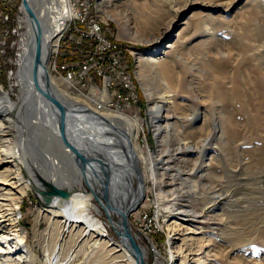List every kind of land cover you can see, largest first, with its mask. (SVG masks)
Returning a JSON list of instances; mask_svg holds the SVG:
<instances>
[{
	"label": "rangeland",
	"instance_id": "rangeland-1",
	"mask_svg": "<svg viewBox=\"0 0 264 264\" xmlns=\"http://www.w3.org/2000/svg\"><path fill=\"white\" fill-rule=\"evenodd\" d=\"M28 1L35 16L39 17L41 32L48 30V24H50L48 16H57L60 5L52 3L51 0ZM104 1L92 0L91 19L93 25L95 23L99 25L98 32L105 35V41L116 43L118 56L122 62V68L120 67L121 69L118 70L125 74L117 76V72H109V75H105L106 78L90 77L87 80V90L80 89L75 82L56 73L57 63H54V60L59 46L58 40L56 49L51 53L48 63H45V66L48 67H46V77L42 75V70L38 66L39 75L51 93L47 94L45 88L41 86L42 93H40L43 96L32 93L29 95L30 91H25L28 77L26 75L20 77L18 74L20 56L25 51L21 44L26 41L29 28L32 29L31 20L22 4L23 0H19L16 7H13L14 10L9 14L8 20H0V85L10 93L12 101L15 102L20 101L21 92L23 94L27 92L21 108L12 110L13 122L10 125L7 123L8 133L5 136L6 144L8 142L10 146H14L15 141L20 142L24 156L28 160V165H26L16 158V164L22 168L25 181L20 188H24L27 183L24 193L17 195L20 207L16 213L19 227L25 236V252L35 259L36 264H47V260L54 253L56 246H61L59 248L60 260L66 259L62 264H93L89 258L93 249L89 245L94 243L96 238L89 237L88 240L79 238L75 244L69 242V235L60 239L58 227L62 218L52 216V213L63 211L67 206L77 207L81 203H86L91 208L90 215L99 219L105 226L106 241L111 240L116 244L115 246L119 245L118 248H115L116 250H113L112 255L115 258L125 255L123 249L127 250V248L121 243L119 234L123 213L119 212L115 200L124 189L121 191L122 187L117 183L114 187L111 185L114 190L112 197H108L104 193L113 181L116 182L115 174H120L121 176H133L134 190L138 192V200L129 207L128 221L136 249L139 250L137 253L145 264H172V256L177 257L173 264H180L182 261L186 264H225L227 256H229L228 260L234 262L235 254L242 255V252L229 253L232 250H230V244L224 241L216 228L218 223L222 224L223 222L218 221L217 217L214 219L210 216L215 212L212 209L224 208L229 200L241 201L243 205L249 206L247 209H241V211L247 210V212H243L246 215L242 221L230 224L236 227V230L240 228L243 231L237 233H244L254 242L259 238L264 226V164H252L246 155V149L253 136L246 139L238 138L233 142L225 137H222L221 140L219 136L212 137V144L221 145L222 151L230 159L228 173L220 170L215 173V179L210 180L206 177L205 180H202V184L194 185V180L198 179L197 175L194 176L198 155L195 150L179 151V147H183L181 144L183 141L179 144L177 134L180 138H184L182 134L187 127L184 121L194 113L195 94L200 95L198 100L203 105L208 103L206 106L209 105L208 94L199 88L197 76H192L195 78L194 86H187L181 92L177 90L180 94L175 105H170L167 111L162 110V119L159 122H154L157 119H154L156 115L150 108L151 99L161 103L160 97L168 94L165 93L167 87H163L167 86V81L164 79H157L158 82L157 80L149 81L145 85L150 89L148 91L139 79L137 71L141 54L157 55L163 52L170 43H176V54L180 57L177 66L192 65L194 74H197L195 68L198 66L199 59L196 53L184 51L181 47L186 45V47L192 48L198 43H210V40L202 31L204 26L201 31L199 30L203 33L198 35V29L193 28L191 23L187 26L185 22L197 14L209 13L222 15L226 19L235 21L234 25H242L245 23V15L238 19L235 15L236 10L241 6H247L251 0H162L165 2L162 11L159 10L163 5L161 0H113L106 3ZM52 4L55 7L50 9L53 13H48L45 6L51 7ZM70 4L73 16L67 17L64 36H72L77 24L89 25V17L83 13L81 0H71ZM2 5L3 0H0V10L3 11ZM19 7L22 14L18 29L16 10ZM172 7H183V9L171 10ZM161 16L164 20L158 23V17ZM46 18L47 20H45ZM250 27H256V31L248 36L246 44L247 47L255 48L253 51L242 55L227 42L226 38H221L215 46L206 50L207 59H221L226 56L233 65H239L246 58L245 66L241 68V71L243 73L251 71L253 67L262 62L260 58L264 57V17L252 21ZM258 29H260L259 33H257ZM59 34L60 32L57 34L58 37H60ZM179 37L180 39H178ZM186 42L188 43L186 44ZM93 47L91 41L87 40V51ZM65 51L64 48L63 53L58 54L57 62L65 59L63 56L66 54ZM75 56L73 51L69 52V58ZM197 59L198 61H196ZM41 65L44 67L42 62ZM46 69L44 67L45 72ZM96 74V72L92 73L93 76ZM49 75L50 77H48ZM244 77L246 78V75ZM121 81L123 84L128 83L129 88L118 85ZM109 82L116 84L114 87L118 88L117 92L119 93H115L111 89L112 84L108 85ZM120 94L124 97L129 96V100L111 104L113 97L115 101L121 100ZM52 99L56 101L57 108ZM51 114L55 119L51 118ZM57 114L62 116L64 122H61ZM203 118L204 114L201 112L199 119L192 126L195 128L204 127ZM137 122L138 130L135 139H133L132 130ZM62 123L64 124L62 125ZM208 131L204 132L202 136L206 137ZM73 133L81 138L80 140L73 138V140L84 155L78 158V155L75 154L72 161L61 158L62 164L57 169H51L43 155L52 154L56 148V141L65 136L71 137ZM252 141L255 142V140ZM110 151L115 155L119 153L118 157L107 154ZM215 154L211 146L208 157ZM142 159L146 161L149 159V162H144ZM168 159L171 162L167 165L164 161ZM151 162L152 164L156 163L154 168L158 170L155 176L156 181L151 177ZM81 163L84 164V168ZM96 166L104 167L103 172L97 171ZM15 169V163L8 162L0 168V177L5 176L6 173L14 172ZM142 172L143 174H141ZM161 181L164 183L162 184L164 191L159 193L156 189V182ZM70 184L73 189L70 188ZM44 185L48 187L45 188ZM1 186L3 185L0 184ZM6 187L10 188L9 185ZM216 189L221 190L223 195L215 203V206L205 208L206 214L204 213L203 217L207 216L210 220L205 223L207 228L192 233L193 237L188 242H184L183 239L173 240L172 235L177 227L170 223L177 220L178 216L175 213H160L161 204L165 201L167 203L169 198L174 197L172 196L174 193L181 195L178 198L182 205H189L199 212L202 210L205 197L212 195ZM126 193L127 191H124L123 195L121 194L122 201L125 199ZM7 195L6 190H0V202L5 204L6 208L11 209L14 206V200L7 199ZM54 197H63V199L54 200ZM203 198H205L204 201ZM229 205L232 206L231 203ZM235 205L237 206V204H234V208ZM188 219V221L180 222L189 227L203 225L202 218L196 219L188 216ZM234 223H238L239 227ZM123 231H126L125 227ZM223 231V237L230 236L229 229ZM235 233L236 231L232 235ZM124 234L126 236L125 232ZM10 246L13 249L16 248L15 240L10 241ZM0 247L6 251L0 252V254L7 255L9 246L4 241H0ZM81 247L84 249L80 250ZM113 247L109 246V249ZM127 252L133 256L129 250ZM252 258L255 260L254 258L258 259L259 256H251ZM134 262H136L135 259Z\"/></svg>",
	"mask_w": 264,
	"mask_h": 264
},
{
	"label": "bare ground",
	"instance_id": "bare-ground-1",
	"mask_svg": "<svg viewBox=\"0 0 264 264\" xmlns=\"http://www.w3.org/2000/svg\"><path fill=\"white\" fill-rule=\"evenodd\" d=\"M51 1L52 3L55 2L59 4L60 7L59 8L57 7L59 9L57 12L58 13L57 16L55 15L52 17L48 16V21H50V24H48L49 29L46 31L42 30L40 61L44 65L45 69L47 67L45 66V63H48L51 53L56 49L57 42L59 40L57 34L61 32L63 27H65V24L67 22V17L70 15L73 16L72 14L73 11L71 8L72 6L70 4L71 0H51ZM109 1L111 2L113 0H105L104 2L106 3ZM161 3L163 5L160 6L159 8L160 11H162V9L164 8L163 6L165 2H162L161 0ZM53 5L54 4H52L51 7L45 6V8L48 10L47 11L48 13L49 12L53 13V11L50 10L51 8L52 9L55 8ZM172 8L173 9L171 10L183 9V7L181 8L172 7ZM24 9L26 10L25 7ZM235 15L238 17V19L242 18V16L245 15V23L242 25H234L235 21L226 19L222 15H212L209 13L197 14L185 22L187 26H189V24L191 23L193 28L198 29L197 30L199 32L198 35H201L200 33L204 32V35L207 36L208 39L210 40V43H206V44L198 43L196 46L194 45L192 48L186 47L185 43H184L185 46L181 47V49L184 51H188V52L192 51V53L193 52L196 53V56L199 59L198 66H196L195 68L197 70V74L196 73L194 74V69H193L194 67L192 65L184 66L185 65L184 64L183 66L180 67L177 66L180 57L177 56L176 54V50H175L176 43H170L163 52L157 55L151 56V55L141 54L138 60L139 69L137 71V75L139 79L143 82V86L148 91L150 89H148V87L145 85H147L149 81L152 80L154 82L157 79H164L167 81V82L165 81L167 83V86H163V87H167L165 93L167 92L168 94H165L166 96L162 95V97H160L159 100L161 101V103L159 104V102H156L157 100L151 99L152 105L150 108L152 110V113L156 115L154 116V119H157L154 122H159L162 119L161 116V113H163L162 110L167 111L169 110L170 105L172 106L175 105V101L177 100V98L179 97L178 95L180 94L179 92L184 91L187 86L188 87L194 86L195 78H192V76H197L198 83L200 86L198 87L201 88L203 92L208 94L207 95L208 98L207 101L209 102L208 106H206L208 103L203 105L201 102H199L198 97L200 95L198 96L197 93L195 94L194 113L185 120L186 122L184 121V123L187 125L184 133L182 134L184 138H180L178 134H177L178 139L175 137L178 140L179 144L183 141V143H181L183 144V147L180 146L178 149L179 151L195 150L197 152L198 156L195 163L194 176L197 175L198 179L196 181L194 180L193 183L194 185L196 183L198 184L201 183L202 180L206 179V177L208 179L210 178V180L215 179L216 177L215 173L219 172L220 170H224V173H228V165H230L231 163L230 159L228 156L224 154V151H222L221 145L212 144L211 142L212 137L219 136L220 140L222 137H225L226 139L230 140V142H233V141H237L238 138L246 139L247 137L253 136L252 140H255V142L252 140L250 141V144H248V148L246 149V155L248 156L250 163L257 165L264 164V57L261 58L259 57L262 60V62L261 63L259 62L260 64L253 67L251 71H247L244 73L241 71V68L245 66L246 58L239 65H233V63H231L230 60L227 59L228 57L226 56L222 57L221 59H211V58L210 60L207 59L208 56L206 50L210 49L211 46H215L216 43L219 42L221 38H226L227 42L231 44L235 49L240 51L242 55L246 54L248 51H253L255 49L249 46L247 47L246 42L248 36L252 32L256 31V27L253 28L250 27V23L252 21H255L257 18L264 17V0H251L247 6H241L240 8H238V10H236ZM218 16L222 18H219ZM37 19L41 24L39 17H37ZM45 20H47V18ZM163 20H164L163 16L158 17V23H161ZM152 25L155 26L154 23H152ZM203 26H204V28L202 29L203 32H200ZM93 27L97 28L98 30L100 29L99 25L96 23L93 25ZM259 32L260 29L257 30V33ZM26 35H27L26 41L23 44H21L22 48L25 51L24 53H21L20 56L21 57L20 71L18 70L19 71L18 74L20 75V77H23L25 75L26 77H28V81H26L28 82L27 89H25V91L26 90L27 92L30 91L29 95L31 93L34 95L35 94L39 95L42 93L41 91L42 87L45 88V86L47 87V85L40 77L38 68L37 70H35L36 49L34 44V40H35L34 33H32L31 28H29V31L27 32ZM103 36L105 37L104 34ZM178 39H180V37ZM187 43L188 42H186V44ZM198 59L196 61H198ZM41 62H39V67L42 70L41 71L42 75L46 77L47 69L45 72L44 67L41 65ZM245 75L246 78L244 77ZM48 77H50V75ZM65 79L72 81L69 78H65ZM111 84L112 82L108 83V85ZM113 84L114 86H116L115 83ZM177 90L180 91L177 92ZM47 92L51 93L50 91ZM21 93L22 94L20 95L19 98L20 101L18 102L12 101L10 93L5 91V89L0 85V168L4 167L8 162L15 163L16 166L14 172L10 174L6 173L5 176L0 177V184L3 185L0 187V190H6V193L8 194L6 198L11 201L14 200V204H13L14 206L11 209L6 208V205L0 202V241H4V243H6L7 246H9L7 255H3V253L0 254V264H36L35 259H32L25 252V246H24L25 236L23 235L22 230L19 227V222L16 217V213L20 207L19 201L17 200L19 196L17 195L23 194L25 189L27 188L26 187L27 183L24 185L25 186L24 188H20V186L23 185V182L25 181H24V175L22 173L23 172L22 168L16 164V158L20 159L26 165H28L27 164L28 160L24 156V151L22 149L20 142L15 141L16 144L14 146L13 145L10 146L8 142L6 144L7 138L5 137L7 136L6 134L8 133V130H6L7 123H9L8 125H10L11 122H13L14 116L12 114L13 113L12 110L18 107L21 108L22 103L25 101L26 94L25 93L23 94V92ZM115 93H117V90H115ZM126 100H129V96L119 101H115L113 97V101H115L114 104H119L121 103V101H126ZM113 101L110 103L113 104ZM201 112L204 114V118H203L204 127L195 128L192 125H194L197 122V120L201 115ZM57 117L61 119L62 122H64V119L60 114H57ZM51 118L55 119L53 114H51ZM137 125L138 122L136 123V125H134L135 128L132 130L133 139H135V136L137 134V130H138ZM206 131H208L209 133L206 137H203L202 135ZM77 137L78 136H76L73 133V136L71 137L65 136L64 138L58 139V141H56L55 143L57 149L53 147L54 152L52 154L43 155L45 162L48 164V166L51 169L53 168L57 169L62 164L63 160L61 158L63 159L66 158L72 161L75 158L74 157L75 154L78 155V158L79 156L82 157L84 155L83 153H81V148L76 146L77 144L73 140V138L76 140L81 139ZM211 146L213 147L214 152L216 154L211 155V157H208L209 148H211ZM74 149H76L77 153H75L76 151ZM107 154L118 157L117 155L119 153L115 155L110 151L107 152ZM168 160L164 161L165 164L167 165L169 162H171L170 159ZM142 161L145 162L146 160L142 159ZM147 161L149 162V159H147ZM155 164L156 163L152 164L151 162L150 165L151 177L154 181H156L155 176L156 173L158 172L157 168H154ZM81 166L84 168L83 163H81ZM96 169L97 171L103 172L104 167L96 166ZM80 172L82 174L81 169ZM143 172L141 174H143ZM114 177L116 178V182L113 181V183L111 184L109 183L110 186H108V189H105L104 193L106 196L112 197V193L114 191L113 187L115 186V184L119 183L122 187L121 191L124 189L123 192L127 191V193L123 201L120 199L122 198L121 194L123 195V192H121L116 197L115 200L118 205V210L119 212H122L123 215L127 213L129 215L130 212L129 207L138 200V192L134 190V178L133 176H129V175L121 176L120 174L119 175L115 174ZM50 180L52 181L53 179L51 178ZM162 184H164L162 183V181L156 182V189L158 190L159 193L161 191H164L163 190L164 185ZM6 185H9L10 188H7ZM111 185H113L112 188ZM69 186L70 188L73 189L72 184H70ZM44 187L47 188L48 186L44 185ZM220 191L216 189L212 195L205 197L206 198L205 201H204L205 198H203L204 201L203 207L202 210L199 212L198 210H196V208L190 207L189 205H185V204L182 205L179 202L181 201L178 198L179 195L174 193H172V196L174 197L171 198L168 197L170 200L167 201V203L165 201L163 202V204H161V208L159 209L160 213H164V212L175 213L178 216L177 220H173L170 223V225L177 227V229L174 230V234L172 235L173 240L183 239L184 242H188L193 237L191 235L192 233L196 232L197 230H205V228H207L205 226V223L208 222L209 219L207 216L203 217V214L206 212L205 208H208L212 205L215 206V203H217L218 199L221 197V195H223ZM56 198L54 197V200L63 199V197H56ZM165 203L166 206H164ZM229 203L232 204L231 207ZM229 203H227V205L224 208L212 209L215 210V212H213V214L210 216L211 218L214 219L217 217L218 221L223 222L222 224L218 223L216 228L218 232H220L219 234H221V237L224 238V241L230 244L231 246L230 250L231 249L232 250L229 253L242 252V255H238L239 253L235 254L236 257L234 259L236 261L234 260V262L233 260L232 262L231 260H228L229 256H227V260L225 264H264V226L262 227L260 236L256 242L250 239L249 236L244 235V233H237L243 231H241L240 228H237L236 230L235 229L236 227L231 226L230 223L236 221H242L244 216L246 215V213L243 212H247V210L241 211V209L242 210L247 209L249 208V206L243 205V202L238 200L237 202H235L234 200L232 201L229 200ZM233 203L237 204V206L235 205L236 206L235 208ZM237 210L240 211L238 212ZM90 212H91V208L86 203H81L77 207L67 206L63 211L52 213L53 217L62 218L58 227L59 238L62 239L63 237L69 235V242L75 244L79 240V238L80 239L85 238L88 240L89 237H95L96 241L89 245L93 249L89 257L90 261H92L93 264H139L138 259H140V261L143 264H145L142 261L141 256L137 253L139 250L138 248L136 249V244L134 243V240L132 238L129 229L128 220L126 223H123V219H122L120 224L119 234H120L121 243L127 248V250H129L132 253L133 256H131L124 248L123 250L125 255H122L119 258H115V256L112 255L113 250H116L115 248H118L119 245L115 246L116 244L111 240L106 241L107 238L105 236L107 234V230L105 226L99 219L90 215ZM188 216H192L196 219L202 218L201 222H203V225H199L196 227L193 226L189 227L183 225L182 222L180 221H188L189 220ZM234 224H236L237 227H239L238 223H234ZM124 227L126 228V231H123ZM75 229L76 231L74 232ZM224 229L230 230V236L228 235H227L228 237L222 236ZM234 231H236L237 233V234L235 233L236 235L235 234L232 235ZM124 232L126 233V236ZM11 240H15V242L17 243L15 249L11 248L10 246ZM130 244L132 245V249H130L131 247ZM109 246H112L113 248L109 249ZM60 247L61 246L58 247L56 246L54 253L47 260V264H62L64 261H66V259L64 261L60 260L61 259L59 255ZM3 249L4 248L0 247V252H3L4 251ZM83 249L84 247H81L80 250ZM18 254L19 256H17ZM72 254L73 252L71 253V255ZM249 255H251L252 257L258 255L259 258L258 259L254 258L255 260H253V258L251 259V256ZM133 257L136 262H134ZM171 260L173 264L176 262L177 257L172 256ZM180 264H186V263L182 261V263Z\"/></svg>",
	"mask_w": 264,
	"mask_h": 264
},
{
	"label": "built area",
	"instance_id": "built-area-1",
	"mask_svg": "<svg viewBox=\"0 0 264 264\" xmlns=\"http://www.w3.org/2000/svg\"><path fill=\"white\" fill-rule=\"evenodd\" d=\"M17 3H19V0H3V11L0 10L1 21L9 19V14L13 12V7H16ZM81 3H83V13H86L87 17H89V25L77 24L76 27H74L72 36H64L65 27H63L59 34V46L57 48V53H55L56 57L54 63H57V74L63 78L71 79L80 89L87 90V80L90 77L94 78L97 76L104 78L105 75H109V72H117V76L125 73L118 70L122 68V62H120L118 56L119 52H117L118 47L116 43L105 41L103 33H99L98 29L93 27L91 19L92 0H81ZM16 11L18 14L17 28L19 29V19L22 14L21 8L19 7ZM87 40L91 41L94 46L92 49L88 48L89 51H87ZM64 48L66 50V54L63 55L65 59L61 62H57V56L63 53ZM70 51H73V54L76 55L74 58H69ZM93 72L97 74L93 76ZM118 85L127 86V88H129L128 83L123 84V81L119 82ZM111 89H113V91H118V88L114 87V84L111 85ZM120 95L121 100L127 98V96L124 97L122 94Z\"/></svg>",
	"mask_w": 264,
	"mask_h": 264
},
{
	"label": "water",
	"instance_id": "water-1",
	"mask_svg": "<svg viewBox=\"0 0 264 264\" xmlns=\"http://www.w3.org/2000/svg\"><path fill=\"white\" fill-rule=\"evenodd\" d=\"M23 6L26 8V11H27L28 16H29V18L31 20V23H32V30H33L34 39H35L34 40V44H35V49H36L35 70H37V68L39 66V62H40V52H41V40H42L41 25L38 22V19L35 16L33 10L31 9V7H30V5L28 3V0H23ZM45 89L47 91H50L49 88H48V86L47 87L45 86ZM47 94H49V93L47 92ZM52 100H53V103L56 105L55 107L57 108L58 105H57L56 101L54 99H52ZM62 125H63V123H62ZM62 127L64 128V126H62ZM74 150L76 151V149H74ZM75 153H77V151ZM122 219H123V223H126L127 220H128V213L127 214H124ZM130 249H132V245H131ZM138 263L139 264H143L140 261V259H138Z\"/></svg>",
	"mask_w": 264,
	"mask_h": 264
},
{
	"label": "trees",
	"instance_id": "trees-1",
	"mask_svg": "<svg viewBox=\"0 0 264 264\" xmlns=\"http://www.w3.org/2000/svg\"><path fill=\"white\" fill-rule=\"evenodd\" d=\"M82 25V24H81Z\"/></svg>",
	"mask_w": 264,
	"mask_h": 264
}]
</instances>
